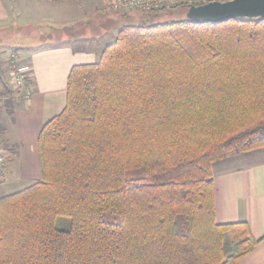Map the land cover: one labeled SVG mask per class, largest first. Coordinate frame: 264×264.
I'll return each instance as SVG.
<instances>
[{
  "label": "trees",
  "instance_id": "obj_1",
  "mask_svg": "<svg viewBox=\"0 0 264 264\" xmlns=\"http://www.w3.org/2000/svg\"><path fill=\"white\" fill-rule=\"evenodd\" d=\"M258 147L264 18L126 23L70 68L40 179L0 197V264H237L257 240L216 221L211 163Z\"/></svg>",
  "mask_w": 264,
  "mask_h": 264
},
{
  "label": "crops",
  "instance_id": "obj_2",
  "mask_svg": "<svg viewBox=\"0 0 264 264\" xmlns=\"http://www.w3.org/2000/svg\"><path fill=\"white\" fill-rule=\"evenodd\" d=\"M95 3L0 0L2 42L10 45L15 36L35 40L21 55V70L26 71L32 87L30 99L0 91V135L13 155L0 173L3 179H40L37 136L43 124L65 105L70 68L97 61L103 48L114 40L118 30L114 29L122 24L118 20H124L122 13L101 14ZM80 25L88 26L91 33H85L84 27L75 28ZM46 32L50 34L41 39ZM211 172L216 221L246 222L257 240L237 264H264V147L217 159L211 163Z\"/></svg>",
  "mask_w": 264,
  "mask_h": 264
},
{
  "label": "rangeland",
  "instance_id": "obj_3",
  "mask_svg": "<svg viewBox=\"0 0 264 264\" xmlns=\"http://www.w3.org/2000/svg\"><path fill=\"white\" fill-rule=\"evenodd\" d=\"M109 0H96L95 3V7H96V12H99L101 14H105V15H112L114 12L109 11L106 9V5L108 4ZM186 9L183 7H173L167 10H146L145 13H150V12H157L154 15H144L143 12L138 11V10H134V11H130L127 12L128 15H125L127 19V21L122 20H118V22H122V24L118 25V28L116 27L114 29V31L116 32V29H120L122 27V25L132 22V23H140V21L142 22H150V23H157V22H162V21H167V20H178V19H183L185 17L186 14ZM95 12V13H96ZM99 13H96L97 15ZM119 13H123V12H119ZM117 13V14H119ZM116 14V13H115ZM100 15V14H99ZM87 29H84V28ZM76 29L82 28L85 30V33H91L92 30L88 29V26H84V25H80V26H75ZM98 28V27H97ZM35 28H33L34 30ZM66 31V33H70L71 30H67L64 29ZM84 30H79V32L84 33ZM117 30V32H118ZM6 31V30H3ZM62 31V30H61ZM116 32V34H117ZM11 33V32H10ZM64 33V32H63ZM6 34V33H4ZM32 34H35V32H32ZM39 34V33H38ZM46 34H50V33H42V35L40 36L41 39H43L42 37H45ZM98 34V33H97ZM93 35V34H91ZM99 35V34H98ZM7 36V35H6ZM5 37V35H4ZM116 37V35H115ZM100 37L98 36V39ZM2 38L0 37V40ZM14 40L10 42L9 44H5V42H2V40L0 41V71L3 75V79L1 80V86H0V90L1 92H7L6 88V82L7 79L9 77V72H12L11 69L12 68H17L18 66L20 67V69L23 67H21L22 65H24V58L21 57L22 53L24 50L27 49L29 44H32L33 42H35V40L32 39H28V37L26 36H21V37H16L13 38ZM115 39V38H114ZM40 40V39H38ZM17 56V57H16ZM14 70V69H13ZM24 70V69H23ZM15 94V93H14ZM19 96V95H17ZM1 137V135H0ZM2 138V137H1ZM3 139V138H2ZM13 158V155H12ZM12 160V159H11ZM11 161H9L10 163ZM8 165V164H7ZM13 180H5L3 179V176L0 174V197L15 191H19L22 190L26 187H28L29 185H31L33 182L27 181V180H17L16 178H14V176H12ZM54 225L56 228L58 229H64L67 230L70 228V218L67 216H62L59 215L55 218V222ZM226 239L227 242H229V234L226 235ZM229 237V238H228Z\"/></svg>",
  "mask_w": 264,
  "mask_h": 264
},
{
  "label": "built area",
  "instance_id": "obj_4",
  "mask_svg": "<svg viewBox=\"0 0 264 264\" xmlns=\"http://www.w3.org/2000/svg\"><path fill=\"white\" fill-rule=\"evenodd\" d=\"M209 1L224 2L228 0H109L106 9L114 13L134 10L145 12L146 10H167L176 6L187 8L190 5H198ZM11 71L6 82L7 85L15 94L22 96L25 100H29L32 87L30 83H26V80L29 79V76L25 73L26 71H22L19 66L12 68ZM11 159L12 153L0 137V173Z\"/></svg>",
  "mask_w": 264,
  "mask_h": 264
},
{
  "label": "water",
  "instance_id": "obj_5",
  "mask_svg": "<svg viewBox=\"0 0 264 264\" xmlns=\"http://www.w3.org/2000/svg\"><path fill=\"white\" fill-rule=\"evenodd\" d=\"M185 9V17L193 21L218 23L234 18H264V0L209 1Z\"/></svg>",
  "mask_w": 264,
  "mask_h": 264
}]
</instances>
